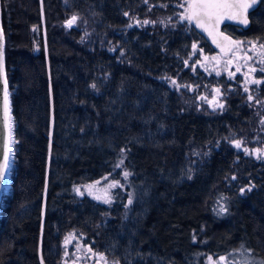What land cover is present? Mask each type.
<instances>
[{
  "label": "trees",
  "instance_id": "trees-1",
  "mask_svg": "<svg viewBox=\"0 0 264 264\" xmlns=\"http://www.w3.org/2000/svg\"><path fill=\"white\" fill-rule=\"evenodd\" d=\"M184 3L0 0L14 124L0 264L87 246L106 264H264V0L223 27L227 55ZM96 183L110 203L83 191Z\"/></svg>",
  "mask_w": 264,
  "mask_h": 264
},
{
  "label": "snow or ice",
  "instance_id": "snow-or-ice-1",
  "mask_svg": "<svg viewBox=\"0 0 264 264\" xmlns=\"http://www.w3.org/2000/svg\"><path fill=\"white\" fill-rule=\"evenodd\" d=\"M256 2L257 0H250V2L249 0H191V3H188L187 0H185L184 4H179L178 6L184 8V13L180 16L182 21H187L189 24L195 22L196 27L201 28L204 31H209L211 27L217 25L225 17L229 19L239 18L241 23L247 24V18L243 15V13H245L247 9L252 7ZM75 20L76 17H73L72 20L69 21V26H71ZM144 23L147 24L148 21H144ZM209 34L211 35V31H209ZM192 47L195 49L196 45L193 44ZM0 72H2V51H0ZM172 83L175 85L176 81L173 80ZM253 83L259 84L261 81L254 80ZM92 87L95 88L96 86L93 84ZM216 91L219 92V89ZM245 91H248V89L246 88ZM248 99L251 100L252 96H249ZM218 107L222 108L223 105L219 104ZM4 115L6 120L9 119L6 81L4 91ZM261 123H264V121H261ZM235 147L240 148L241 142L237 141ZM244 151L247 152L248 149H244ZM257 152L258 155H264V153L259 152V150H257ZM120 164H123V160H121ZM119 166L120 165H117V167ZM8 169L9 158L8 155H4L3 162L0 163V181L5 179V174ZM123 175L125 178H127L129 173L125 171ZM115 186L117 185L110 184L108 187L111 188ZM93 187V185H90L89 190H91ZM76 191L79 193L80 189H76ZM94 198L97 200H103L104 203L111 202L110 198L107 196L106 189L104 190V195H96ZM131 202V199H129V203ZM221 211H225V209L221 207ZM244 264H250V262L245 261Z\"/></svg>",
  "mask_w": 264,
  "mask_h": 264
},
{
  "label": "water",
  "instance_id": "water-1",
  "mask_svg": "<svg viewBox=\"0 0 264 264\" xmlns=\"http://www.w3.org/2000/svg\"><path fill=\"white\" fill-rule=\"evenodd\" d=\"M250 2V0H249ZM259 0L247 9L244 16L247 18V24L241 23L240 19H229L225 17L222 19L217 25L211 27L209 31H211V35L209 31H204L201 28L195 26V22L191 23V26L194 27L198 33L204 38L206 43L210 46V48L216 52H219L221 55L229 54L234 45L235 40L232 36L225 33L223 31V27L225 25H232L239 28H246L249 24L248 15L251 11L255 9ZM191 3V2H190ZM65 25H69V22H66ZM227 38V39H225ZM4 47H5V40H4V33L1 24V16H0V51H2V72H0V163L3 162L4 155H8L9 158V169L5 174V179L0 181V201L2 195L6 191V184L9 180L10 169L12 167L13 161V145H14V133H13V116L11 111V101H10V93L9 87L6 77V70H5V55H4ZM5 81H6V88L8 94V117L9 119H5L4 115V91H5ZM86 252L88 253V259L92 262L94 261V253L93 251L87 246ZM94 264H102L100 261H95Z\"/></svg>",
  "mask_w": 264,
  "mask_h": 264
},
{
  "label": "rangeland",
  "instance_id": "rangeland-1",
  "mask_svg": "<svg viewBox=\"0 0 264 264\" xmlns=\"http://www.w3.org/2000/svg\"><path fill=\"white\" fill-rule=\"evenodd\" d=\"M234 52V50H233ZM235 52L236 48H235ZM243 58L245 57V55L242 56ZM246 58V57H245ZM208 65L211 67L212 71L215 73H218L221 68L223 67H227L228 68V64L222 60L221 57H218L217 55H214L212 57L209 58L208 60ZM231 66H233L231 64ZM249 75V74H247ZM10 180V178H9ZM8 180V181H9ZM105 183H96L95 185H93L94 187L91 188L93 190H89V187L86 186V188L83 191H90L92 194H96V195H104V190H107V196H108V189L106 187ZM10 185V184H9ZM8 191L10 189L7 188ZM8 191H5L4 194H6ZM79 194H82V188L80 189ZM74 255H76V257L71 256L69 252H65L64 256H63V264H87L85 263V261L88 258V253L86 252V248H84V252H82V250H77ZM89 260V259H88ZM95 261H100L102 264H106L103 261H101V259H99L97 256H94V261L91 262V264H94ZM245 261L250 262V264H260L259 260H256L252 257H250L249 255H243L242 258L238 261V262H232V264H244ZM229 262V261H228ZM214 264H219L218 261H216ZM223 264H229L224 262Z\"/></svg>",
  "mask_w": 264,
  "mask_h": 264
},
{
  "label": "built area",
  "instance_id": "built-area-1",
  "mask_svg": "<svg viewBox=\"0 0 264 264\" xmlns=\"http://www.w3.org/2000/svg\"><path fill=\"white\" fill-rule=\"evenodd\" d=\"M10 180L9 181H7V184H6V191H8V189L7 188H9L10 187Z\"/></svg>",
  "mask_w": 264,
  "mask_h": 264
}]
</instances>
